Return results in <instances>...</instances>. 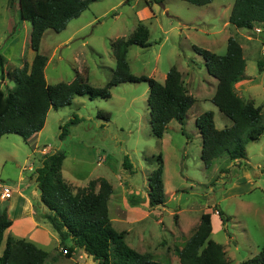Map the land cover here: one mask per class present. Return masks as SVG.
<instances>
[{"label":"rangeland","instance_id":"374dc122","mask_svg":"<svg viewBox=\"0 0 264 264\" xmlns=\"http://www.w3.org/2000/svg\"><path fill=\"white\" fill-rule=\"evenodd\" d=\"M233 2L213 0L196 6L183 0H164L150 6L145 0H95L63 30L44 31L39 53L47 56L44 75L48 84L70 82L81 73L86 74L90 85L102 87L115 68L112 42L127 38L142 23L149 30L150 45L129 46L130 72L163 82L169 68L175 66L195 100L183 124L171 120L163 137L156 138L149 124L148 84L124 82L110 89L109 98L75 96L70 105L50 109L44 127L27 140L16 134L0 138V193L1 185L9 184V192L20 191L24 201L38 211L34 218L38 226L29 232L37 241L29 239L49 253L45 264H95L81 248L67 256L65 245L43 218L46 208L40 202L34 170L45 153L57 149L65 152L61 172L73 193L92 179L105 178L112 185L114 192L108 201L112 226L124 232L131 248L151 253L155 261L180 264L175 250L195 231L203 212L212 214L210 237L222 245L232 264H243L262 250L264 134L246 144V158L232 162L222 154L206 169L200 159L201 136L195 125L196 116L208 110L213 112L216 128L231 125L211 101L217 80L193 50L197 46L225 54L229 36L243 48L244 80H254L248 92L240 91V86L235 88L240 96L253 99L264 110V66L262 71L257 66L264 55V36L255 32L261 24L252 30L230 24ZM30 31V22L19 17L16 0H0L3 93L14 87V69L29 64L34 56ZM99 110L110 113V120L98 118ZM75 116L80 121L70 124L69 134L60 140L61 127ZM158 154L163 159L164 204L152 207L147 199L148 176ZM125 155L135 172L123 168ZM138 196L146 198L133 206L130 197ZM0 198L7 197L1 194ZM6 206L1 201L0 211ZM218 210L227 220L219 218ZM8 234L12 233L6 230L4 239Z\"/></svg>","mask_w":264,"mask_h":264},{"label":"trees","instance_id":"16d2710c","mask_svg":"<svg viewBox=\"0 0 264 264\" xmlns=\"http://www.w3.org/2000/svg\"><path fill=\"white\" fill-rule=\"evenodd\" d=\"M92 1L95 0H16L20 19L31 24L29 45L34 56L29 64L14 69L15 84L11 90L3 93L0 88V138L6 134H16L27 140L44 127L50 109L57 110L70 105L75 96L109 98L110 89L124 82L148 84L147 106L153 136L162 138L171 120L184 123L195 100L188 94L182 74L175 66L169 68L163 82L130 72L127 60L129 46L143 48L150 45L149 30L142 23L127 38L118 37L112 42L115 68L104 86L90 85L86 74L81 73H77L70 82H46L44 68L47 56L39 53L44 31L63 30ZM145 1L151 6L161 4L164 0ZM183 1L203 6L213 0ZM228 21L237 28L254 29L256 24L264 23V0H234ZM193 50L202 58L207 72L217 80L212 103L231 120L230 126L218 129L212 111H204L196 116L195 125L201 136L200 159L207 169L222 154H226L232 162L246 158V144L258 140L264 134V110L253 99H245L236 92L235 84L245 79L243 48L237 39L229 36L225 54L197 46H193ZM257 66L259 71L263 70L264 55L258 60ZM97 117L107 122L110 113L99 110ZM79 121L80 118L75 116L66 122L61 127L59 139L63 140L69 134L70 124ZM65 156L61 149L45 153L34 172L40 202L46 208L43 218L55 230L59 242L65 245L67 256L73 249L81 248L93 258L95 264H166L155 261L151 253H139L131 248L125 242L124 232L112 226L108 201L114 190L105 178L92 179L85 187L72 192L61 172ZM155 164L148 176L147 189L148 203L152 207L164 204L161 154L155 157ZM122 165L130 173L135 172L128 155L124 156ZM145 198L130 197V202L135 206ZM217 213L222 221L227 220L221 210ZM211 218L210 212H203L195 231L180 249L175 250L180 264H232L225 256L222 245L210 237ZM11 225L12 219L7 208H4L0 211V264H45L49 253L35 242L12 234L6 235L4 239L5 231ZM69 241L71 245L67 247ZM243 264H264V247Z\"/></svg>","mask_w":264,"mask_h":264},{"label":"crops","instance_id":"0c3cea01","mask_svg":"<svg viewBox=\"0 0 264 264\" xmlns=\"http://www.w3.org/2000/svg\"><path fill=\"white\" fill-rule=\"evenodd\" d=\"M242 47V46H241ZM256 85V83H255ZM237 86L242 87L240 91H250L254 86V80H241L235 84ZM235 88V89H236ZM238 89H236L237 94L241 93ZM239 95V94H238ZM242 97V96H241ZM251 99V98H249ZM179 123V122H178ZM180 125V124H179ZM42 160V159H41ZM9 185V184H8ZM37 187V186H36ZM14 194L9 199L0 198V202H6L7 212L12 219V225L7 229L15 236H20L25 238H31L29 235L30 229L32 226H38V223L35 221V215L38 211L35 209L33 205H29L26 201H24V197L20 193V191H13ZM12 192V193H13ZM17 196L14 198V196ZM13 198V199H12ZM44 213V212H43ZM35 240L34 238H31ZM37 241V240H35ZM33 241V242H35ZM36 243V242H35Z\"/></svg>","mask_w":264,"mask_h":264},{"label":"built area","instance_id":"2783aa9c","mask_svg":"<svg viewBox=\"0 0 264 264\" xmlns=\"http://www.w3.org/2000/svg\"><path fill=\"white\" fill-rule=\"evenodd\" d=\"M261 25L259 27H255V32L257 34H260V35H263L264 36V23H260ZM1 186H3V190L2 192L0 193L3 194L4 197H9L11 196V191L9 192L8 188L6 186H10V185H7V184H2ZM10 193V194H9Z\"/></svg>","mask_w":264,"mask_h":264}]
</instances>
